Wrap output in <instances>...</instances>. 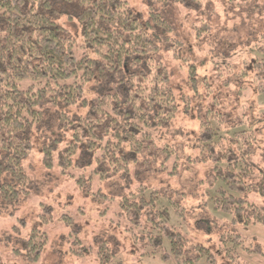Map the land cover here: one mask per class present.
<instances>
[{
  "label": "trees",
  "instance_id": "16d2710c",
  "mask_svg": "<svg viewBox=\"0 0 264 264\" xmlns=\"http://www.w3.org/2000/svg\"><path fill=\"white\" fill-rule=\"evenodd\" d=\"M144 1L146 17L141 20L128 0H0V206L29 191L32 180L23 160L33 137L44 166L56 163L62 173L87 170L89 177L100 180L128 175L136 165L151 170V163L175 173L184 162L173 143L158 145L154 135L177 110L168 68L155 56V30L169 33L172 28L154 3L200 0ZM163 40L173 55L182 44L168 35ZM251 67L256 91L264 92V60L256 58ZM188 70L195 89L192 63ZM209 115L222 120L220 112ZM216 134L208 116L199 118L193 159L212 162L210 172L199 180L211 207L228 214L231 222L264 226V171L239 156L249 148L240 150L236 137ZM83 178H77L80 185ZM216 182L210 195L206 186ZM249 193H256L263 205ZM181 197L174 190L137 183L117 198V207L131 224L146 229L141 237L152 248L167 240L169 252L162 256L170 257L172 264H216L214 252L191 240L187 228L159 222L165 208L181 222L185 219ZM202 204L208 206L207 199ZM68 222L76 232V225ZM37 232L32 229L27 239L30 259L38 258L46 242L45 233ZM227 235L223 231L218 238L229 250ZM81 247L71 250L80 253ZM113 253L107 240H101L98 264H112Z\"/></svg>",
  "mask_w": 264,
  "mask_h": 264
},
{
  "label": "rangeland",
  "instance_id": "374dc122",
  "mask_svg": "<svg viewBox=\"0 0 264 264\" xmlns=\"http://www.w3.org/2000/svg\"><path fill=\"white\" fill-rule=\"evenodd\" d=\"M128 2L144 20L145 1ZM154 6L172 28L169 33L155 30L159 38L155 56L168 68L177 105L175 116L154 135L158 145L173 143L179 160L184 162L178 164L175 173L151 163V170L136 165L128 175L100 180L89 177L87 170L69 168L68 173H62L56 163L44 166L39 142L33 137L23 160L32 180L29 191L15 202L0 206V264H98L97 248L103 239L113 248L112 264H172L170 257L162 256L169 252L166 239L152 248L141 237L146 229L131 224L118 212L117 198L137 183L181 193L185 219L181 222L165 208L159 222L174 224L182 231L187 228L185 233L191 240L214 252L216 264H264V226L234 223L228 214L213 209L205 186L199 182L210 172L212 162L193 159L198 153L194 147L198 120L208 116L216 129L215 137H236L240 150L249 148L239 156H245L255 170L264 171V92L256 91L251 67L256 58L264 60V0L168 1L155 2ZM167 35L182 42L175 55L163 40ZM191 63L195 89L189 77ZM214 112H220L223 121L209 115ZM246 134L253 137L243 138ZM187 157L192 158L187 161ZM78 176L84 177L81 185ZM218 185L206 186L210 195ZM247 196L263 202L256 193ZM205 199L206 207L202 204ZM69 219L76 225V232ZM32 229H38V236L39 232L46 235L37 259L26 254ZM223 231L230 233L224 242L229 250L218 238ZM132 233L138 236L134 238ZM233 235L241 241L235 242ZM71 247H81V252L74 253Z\"/></svg>",
  "mask_w": 264,
  "mask_h": 264
}]
</instances>
